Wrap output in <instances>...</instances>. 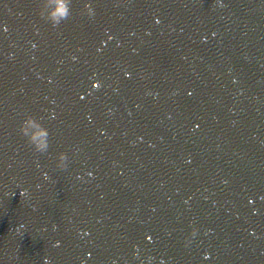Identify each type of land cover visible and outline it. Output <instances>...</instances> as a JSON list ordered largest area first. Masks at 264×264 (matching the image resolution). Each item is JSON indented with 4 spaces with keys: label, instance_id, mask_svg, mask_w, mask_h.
Wrapping results in <instances>:
<instances>
[{
    "label": "water",
    "instance_id": "water-1",
    "mask_svg": "<svg viewBox=\"0 0 264 264\" xmlns=\"http://www.w3.org/2000/svg\"><path fill=\"white\" fill-rule=\"evenodd\" d=\"M9 1L11 0H0V14H3V11H5L6 8L8 9L7 5ZM30 1L31 0H24V3L26 4ZM54 6L55 5L53 4L52 7ZM28 20L31 21L28 28L33 31L39 30L41 33V36L39 37L44 40L48 38L49 35L47 34L49 31H54L57 26L61 25V21L57 24H53L50 19L41 15V11L30 17ZM28 38L30 41L33 39L32 37V39L30 37ZM21 55H23V53ZM54 57L58 59L57 62H60V57L57 54L54 55ZM50 59L51 57L47 60V63L51 69H55V66ZM21 62L22 60L18 59L15 65H18ZM7 79L5 83H7ZM1 91H3V97L5 99L10 97V94H8L6 90H3L2 88ZM27 100H30L37 111H35L34 108H31L30 104H25ZM55 107V105L52 107L46 106L44 97L34 90L31 99H24L21 107H17V109L11 114L0 113V134L5 129H10L11 124L16 127L19 125L20 127L21 122L30 114L37 117L40 123L46 128L49 145L54 146L53 150L57 151L59 112L56 111ZM36 152L37 151L33 148L26 154L28 159L23 158L21 161H18L15 158V155H18L17 151H11L9 148H3L2 146L0 147V238H2L1 242H5L7 238L19 237L18 240H16L17 242L15 246H13V240L6 246L9 249L5 260L9 259L12 252H14V254L16 253V261L12 264H19L18 262H20V260L22 262L25 261V264H49L50 260L53 207H49L41 202V205L38 204L39 207L37 213L31 214V212H26L18 220V227H12L11 225L12 218L10 211L14 209V207H18L20 200L24 204L30 199H40V196H47L46 193L36 185L37 183L34 179L38 175L44 177H52L56 175V163H54L53 160L56 156H53L52 159V151L46 149L39 153L38 156H35V154H37ZM53 153L55 154L56 152ZM9 174L15 176L10 177ZM22 178H26V182H24ZM27 181H29V184H27ZM6 187H8L10 191L5 189ZM20 208L21 210L28 209L27 206ZM40 212H42V218L39 217ZM37 218L40 223L42 222L41 226H39V222H35V219ZM31 237H41V239L36 238L31 240L29 239ZM22 240L24 241L23 244ZM46 257L47 259H45ZM0 264H10L9 261L8 263L4 262L1 252Z\"/></svg>",
    "mask_w": 264,
    "mask_h": 264
},
{
    "label": "clouds",
    "instance_id": "clouds-1",
    "mask_svg": "<svg viewBox=\"0 0 264 264\" xmlns=\"http://www.w3.org/2000/svg\"><path fill=\"white\" fill-rule=\"evenodd\" d=\"M216 3L223 6L224 0H216ZM55 5L52 7V5ZM89 15L94 13L92 0H88L85 5ZM41 15L50 19L53 24L59 23L62 19L66 18L68 15V5L67 0H43L41 7ZM98 81H94L93 85H98ZM21 132L25 135L28 142L33 145L34 149L39 152H43L47 149L49 140L46 128L40 123L37 117L32 115H27L20 125ZM56 166L60 168L67 167V153L60 151L56 154ZM24 191V190H22ZM192 235H195L197 229L192 228ZM59 243V241H57ZM209 253H205L207 257ZM47 259V257L45 258ZM163 259V258H161ZM149 264H151L152 257H148Z\"/></svg>",
    "mask_w": 264,
    "mask_h": 264
},
{
    "label": "snow or ice",
    "instance_id": "snow-or-ice-1",
    "mask_svg": "<svg viewBox=\"0 0 264 264\" xmlns=\"http://www.w3.org/2000/svg\"><path fill=\"white\" fill-rule=\"evenodd\" d=\"M149 239H151V237H149Z\"/></svg>",
    "mask_w": 264,
    "mask_h": 264
}]
</instances>
